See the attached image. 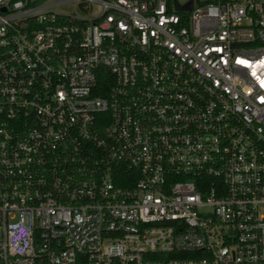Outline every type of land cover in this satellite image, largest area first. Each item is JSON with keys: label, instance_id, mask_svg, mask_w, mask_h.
<instances>
[{"label": "built area", "instance_id": "built-area-1", "mask_svg": "<svg viewBox=\"0 0 264 264\" xmlns=\"http://www.w3.org/2000/svg\"><path fill=\"white\" fill-rule=\"evenodd\" d=\"M0 264H264V0H0Z\"/></svg>", "mask_w": 264, "mask_h": 264}, {"label": "water", "instance_id": "water-1", "mask_svg": "<svg viewBox=\"0 0 264 264\" xmlns=\"http://www.w3.org/2000/svg\"><path fill=\"white\" fill-rule=\"evenodd\" d=\"M193 2H194V0H189L186 4L180 5L177 2V0H174V3L176 5V8H178L180 10H192V8H193Z\"/></svg>", "mask_w": 264, "mask_h": 264}, {"label": "trees", "instance_id": "trees-1", "mask_svg": "<svg viewBox=\"0 0 264 264\" xmlns=\"http://www.w3.org/2000/svg\"><path fill=\"white\" fill-rule=\"evenodd\" d=\"M102 86H103V88H104V91H106L107 88H108V87H107V84H106V83H103Z\"/></svg>", "mask_w": 264, "mask_h": 264}, {"label": "rangeland", "instance_id": "rangeland-1", "mask_svg": "<svg viewBox=\"0 0 264 264\" xmlns=\"http://www.w3.org/2000/svg\"><path fill=\"white\" fill-rule=\"evenodd\" d=\"M181 2H183L184 0H180Z\"/></svg>", "mask_w": 264, "mask_h": 264}]
</instances>
